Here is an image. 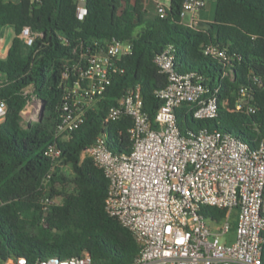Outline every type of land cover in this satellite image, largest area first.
Segmentation results:
<instances>
[{"label": "trees", "instance_id": "trees-1", "mask_svg": "<svg viewBox=\"0 0 264 264\" xmlns=\"http://www.w3.org/2000/svg\"><path fill=\"white\" fill-rule=\"evenodd\" d=\"M184 1L170 0L161 18L149 16L142 0H85L86 14L79 19L76 0H0V29L15 31L6 57L0 58V99L7 105L0 123V261L22 256L31 264L88 254L92 264L134 263L138 247L131 233L105 211L108 180L81 154L97 137L114 154L131 151V119L105 123L107 111L139 86L144 111L153 121L161 104L155 92L167 84L155 58L168 46L175 50L178 72H194L210 91L219 89L214 119H194L186 104L177 109L182 133L220 131L251 147L264 137V0H216L214 20L205 28L182 23ZM24 27L38 34L31 46L19 38ZM113 41L132 45L118 64L123 73L114 75L100 99L86 108L79 129L55 139L59 107L72 84L62 81L63 72ZM209 45L226 49L228 62L206 56ZM241 89L247 102L236 110ZM32 96L44 113L24 125L23 111ZM54 144L61 154L51 162L45 152ZM52 168L49 195L58 203L44 215L40 186ZM201 212L223 215L211 207Z\"/></svg>", "mask_w": 264, "mask_h": 264}, {"label": "built area", "instance_id": "built-area-1", "mask_svg": "<svg viewBox=\"0 0 264 264\" xmlns=\"http://www.w3.org/2000/svg\"><path fill=\"white\" fill-rule=\"evenodd\" d=\"M77 1V14H86L85 0ZM170 0H157L156 14L165 17ZM204 0H185L181 21L193 27L194 15L205 7ZM191 15L190 23H185ZM38 34L22 28L19 38L27 45ZM129 41H113L105 48L67 67L65 89L55 139L64 140L80 128L86 108L100 99L110 79L123 73L119 61L131 54ZM204 54L228 62L226 49L209 45ZM175 50L168 46L155 58L167 84L155 96L161 102L153 121L144 111L139 86L129 89L108 111L105 123L129 117L131 151L114 154L103 137L86 147L81 159L90 158L108 180L106 213L128 230L138 247L133 264H262L264 246V137L256 147L220 131L201 129L182 133L177 109L186 104L196 120L218 116L219 89L210 91L194 72L180 73L174 65ZM236 110L248 97L241 89ZM31 101V100H30ZM27 103L24 116L33 107ZM226 105V102H224ZM7 105L0 99V123ZM248 112L254 113L253 108ZM57 145L45 156L51 162L60 157ZM52 171L42 180L40 203L44 215L58 203L50 197ZM203 207L223 212L221 217L204 215ZM235 238L226 245L229 234ZM223 237L224 243L220 238ZM0 264H30L25 257L10 256ZM31 264H92L90 255L65 259L46 258Z\"/></svg>", "mask_w": 264, "mask_h": 264}, {"label": "rangeland", "instance_id": "rangeland-1", "mask_svg": "<svg viewBox=\"0 0 264 264\" xmlns=\"http://www.w3.org/2000/svg\"><path fill=\"white\" fill-rule=\"evenodd\" d=\"M10 1V0H5ZM205 1V0H204ZM209 2V0H206ZM205 1V2H206ZM188 18V15L185 16V19ZM15 37V31L12 26H6L0 29V58H5L7 51L9 47L11 46L12 40ZM27 93L32 94V88L27 89ZM30 103L33 107H31V110L28 111V113L24 116L23 124L27 125L30 122L39 121L40 118H42V104L39 100L35 98V96H32L30 98ZM66 172L69 173V169H66ZM235 238L234 233L229 234V239L226 241V245H229ZM221 243H224V238H220Z\"/></svg>", "mask_w": 264, "mask_h": 264}, {"label": "crops", "instance_id": "crops-1", "mask_svg": "<svg viewBox=\"0 0 264 264\" xmlns=\"http://www.w3.org/2000/svg\"><path fill=\"white\" fill-rule=\"evenodd\" d=\"M14 2L15 0H10ZM206 1V0H205ZM145 9L148 12L149 16H154L156 14V3L157 0H142ZM205 7L198 11L193 17V25L196 28H205L207 23H210L214 20L215 11H216V0H209L205 2ZM192 20L191 15H188L187 19H184L185 23H190Z\"/></svg>", "mask_w": 264, "mask_h": 264}, {"label": "water", "instance_id": "water-1", "mask_svg": "<svg viewBox=\"0 0 264 264\" xmlns=\"http://www.w3.org/2000/svg\"><path fill=\"white\" fill-rule=\"evenodd\" d=\"M83 5H85V3H83ZM41 112H42V116H43V113H44V107L43 106L41 108Z\"/></svg>", "mask_w": 264, "mask_h": 264}]
</instances>
